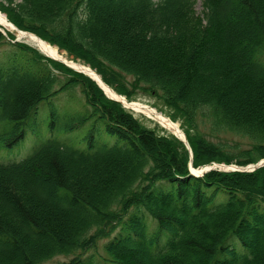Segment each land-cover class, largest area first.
Here are the masks:
<instances>
[{
  "label": "trees",
  "instance_id": "1",
  "mask_svg": "<svg viewBox=\"0 0 264 264\" xmlns=\"http://www.w3.org/2000/svg\"><path fill=\"white\" fill-rule=\"evenodd\" d=\"M0 11L127 100L160 99L191 150L0 30V264H264V166L189 171L264 159V0H202L201 14L194 0H0ZM33 125L21 160L1 152Z\"/></svg>",
  "mask_w": 264,
  "mask_h": 264
},
{
  "label": "bare ground",
  "instance_id": "2",
  "mask_svg": "<svg viewBox=\"0 0 264 264\" xmlns=\"http://www.w3.org/2000/svg\"><path fill=\"white\" fill-rule=\"evenodd\" d=\"M0 25L6 31H15L11 23L7 20L5 15L0 12ZM17 39L23 40L28 45L33 46L42 54L51 57L53 59H58L72 68L76 70H80L84 72L86 75L94 79L105 91V93L111 97L118 100H121L122 103L125 105L126 108L132 110L135 114L143 115L145 118L152 120L154 123H157L162 128H164L168 133H171L174 137H179L181 139L184 138V134L182 129L180 128L179 124L175 121H172L168 116L163 114L162 112L158 111L156 108L141 102V101H128L124 97H121L115 93L113 89L107 86L105 83L102 82L100 76L90 67L83 65L77 61H73L65 57L63 53H60L58 48L55 45H51L45 40L41 39L37 35L30 33V32H18ZM264 163V161H263ZM221 168H224L221 166ZM194 174H199L201 171L197 169L191 170Z\"/></svg>",
  "mask_w": 264,
  "mask_h": 264
},
{
  "label": "rangeland",
  "instance_id": "3",
  "mask_svg": "<svg viewBox=\"0 0 264 264\" xmlns=\"http://www.w3.org/2000/svg\"><path fill=\"white\" fill-rule=\"evenodd\" d=\"M194 10H195V12L197 13V14H201V12H202V0H194ZM1 12V11H0ZM12 33L15 35L14 36V39L15 38H17V33L15 32V31H12ZM12 42H14V40L12 41ZM18 42H22V43H25L23 40H18ZM25 44H27V43H25ZM28 45V44H27ZM28 46H30V47H32V48H34L33 46H31V45H28ZM57 47V46H56ZM1 48H6V46H3V47H1ZM0 48V49H1ZM58 48V47H57ZM35 50H37L36 48H34ZM59 50V49H58ZM38 51V50H37ZM38 52H40V51H38ZM59 52L60 53H63L64 55H65V57H67L68 59H70V60H73V61H77V62H79V63H81V64H83V65H86V66H88V67H90L89 65H87V64H84L82 61H80V60H75L72 56H69L68 54H67V52L66 51H64V50H59ZM41 53V52H40ZM65 65V64H64ZM91 68V67H90ZM112 89V88H111ZM77 93V92H76ZM78 94V93H77ZM119 95V94H118ZM122 96V95H121ZM124 97V96H123ZM128 100H131V101H141V102H144V103H146V104H148V105H150V106H152V107H154V108H156L158 111H160V112H162L163 114H165L166 116H168L172 121H175V122H177L178 124H179V126H180V128L182 129V131H183V129H184V126H183V124H182V120L180 119V118H175V120L174 119H172L170 116H171V114H172V111L170 110V109H168L164 104H163V102L160 100V99H157V98H155V97H150V96H147V95H145V94H139V95H137V96H135V97H133L132 99H128ZM57 103H58V105H59V109L60 110H62L63 109V107H66V106H72V107H74L75 108V106H73V104L72 103H70V102H67L66 100H64L63 98H58V101H57ZM127 110H129L132 114H133V116L134 117H136V118H138L140 121H142L143 122V124L144 125H146L147 127H149V128H155V125H157L158 127H160L161 128V126L160 125H158L157 123H154L152 120H149V119H147V118H145L143 115H139V114H135L132 110H130V109H128L127 108ZM38 122H40L39 120H37V123ZM40 125V124H39ZM39 128V130L41 131L40 132V134L41 135H44L45 134V131H46V133H48L49 134V132H47V126H45V131H44V127L43 126H39L38 127ZM161 129H163V128H161ZM163 131H165L164 129H163ZM37 133V134H39L38 133V130L35 128V125H33V126H31V130H30V132H27V135L25 136V138L22 140V141H20L19 143H17L16 145H14L13 147H11L10 149H4V150H2L1 152H5V154L7 155V156H11L14 160H16V161H19V160H21L27 153H28V151H29V149H30V147L32 146V144L34 143V141H33V138L31 137V133ZM183 133H184V131H183ZM81 133L80 132H78V133H71V134H69V136H71L72 137V139H73V141H77L76 139H77V137L80 135ZM184 135H185V133H184ZM223 136H225L224 138L225 139H227V140H230V141H235V142H237L240 146H247L246 144H247V142L244 140V139H241V138H238V137H235V136H230V135H223ZM216 163V162H215ZM217 164H219V163H217ZM221 164H223V163H221ZM209 164H206V165H203L204 167H207ZM225 165V164H224ZM231 165V164H230ZM203 166H199V167H203ZM196 169V168H195ZM103 239L101 240V241H99V243H98V246H97V248H96V250H94V251H92L91 252V254H99V253H102L101 251H102V249H101V246H102V244H103ZM96 257H98L97 255H96ZM64 260H68V259H65V257L64 256H57V257H55V258H53L51 261H50V264H57V263H59V262H61V261H64ZM109 264H113V263H109Z\"/></svg>",
  "mask_w": 264,
  "mask_h": 264
},
{
  "label": "water",
  "instance_id": "4",
  "mask_svg": "<svg viewBox=\"0 0 264 264\" xmlns=\"http://www.w3.org/2000/svg\"><path fill=\"white\" fill-rule=\"evenodd\" d=\"M13 26V28L18 31V32H22L21 30L17 29L13 24H11ZM15 40H18V39H15ZM46 56V55H45ZM48 57V56H47ZM51 58V57H49ZM53 59V58H51ZM53 60H56V61H59V62H62L63 64H65L67 67L77 71V72H81L83 74H85L84 72L80 71V70H76L74 68H72L71 66H69L68 64H66L65 62L61 61V60H58V59H53ZM86 75V74H85ZM88 76V75H87ZM89 77V76H88ZM91 78V77H89ZM92 79V78H91ZM93 81H95L94 79H92ZM103 82V81H102ZM95 83L101 88V90L103 91V93L105 94L106 97H108L109 99H112L116 102H119L123 107H125V105L122 103L121 100H118V99H115V98H111L109 97L105 91L103 90V88L95 81ZM104 83V82H103ZM118 95V94H117ZM121 96V95H119ZM123 97V96H121ZM126 108V107H125ZM184 134V133H183ZM176 137V136H175ZM177 139L181 140L187 147V149L189 150V153L191 155V150H190V147L188 145V142H187V139L184 135V138L181 139L179 137H176ZM264 159H260L259 161L255 162V163H251V164H247L245 166H237V165H234V164H231V165H224V164H217V163H213L211 166H207V167H198L196 168L197 170H200L201 172L199 174H194L191 170L192 169H195L191 166V164H189V169H190V174L194 175V176H198V175H202L203 173L211 170V169H215L217 167L218 170H222V171H242V172H250V171H253L259 167H262L264 166V163H263ZM221 166H223L224 168H221Z\"/></svg>",
  "mask_w": 264,
  "mask_h": 264
}]
</instances>
